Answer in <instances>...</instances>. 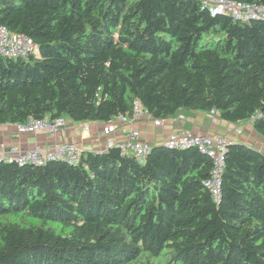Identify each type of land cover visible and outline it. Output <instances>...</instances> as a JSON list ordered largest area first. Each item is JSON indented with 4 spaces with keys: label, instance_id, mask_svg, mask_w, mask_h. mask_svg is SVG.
Here are the masks:
<instances>
[{
    "label": "trees",
    "instance_id": "16d2710c",
    "mask_svg": "<svg viewBox=\"0 0 264 264\" xmlns=\"http://www.w3.org/2000/svg\"><path fill=\"white\" fill-rule=\"evenodd\" d=\"M0 24L36 44L0 54V124L106 123L138 100L160 120H251L264 139V19L200 0H0ZM211 169L164 144L142 160L115 145L75 163L0 158V264H264V151L229 140L217 202Z\"/></svg>",
    "mask_w": 264,
    "mask_h": 264
},
{
    "label": "built area",
    "instance_id": "2783aa9c",
    "mask_svg": "<svg viewBox=\"0 0 264 264\" xmlns=\"http://www.w3.org/2000/svg\"><path fill=\"white\" fill-rule=\"evenodd\" d=\"M202 7L206 8L211 16L217 14H229L234 19H264V4L248 3L240 0H200ZM36 50L34 41L24 33L14 32L0 24V54L8 57L27 56ZM211 115L215 116V111L210 110ZM116 119H120L125 123H131L138 119L151 121L154 125H159L162 120L154 118L150 112L143 107L138 100L133 104V115L127 117L118 115ZM63 117L50 118L44 116L41 118H28L25 122L15 124V128L19 133H34L41 130L56 131L64 125ZM112 120L105 123L103 127L104 133L114 130ZM87 130V128L85 127ZM240 133V129H236ZM128 138L132 141L113 142L109 141L107 146H118L121 151L127 149L139 158L143 159L150 149V143L140 139V133L136 129H130L127 133ZM229 138L224 135H207L192 133L190 131L180 130L168 134L164 141V145L173 147H189L196 146L206 153L212 159V169L210 176L204 181V185L209 189L214 201L220 199V183L221 173L224 165V155L229 143ZM82 148L75 143L63 142L55 143L51 147L42 149L35 146L31 149H20L10 146L6 154L1 157L8 162H16L18 164L33 163L42 164L48 160H63L68 163H75L80 159Z\"/></svg>",
    "mask_w": 264,
    "mask_h": 264
},
{
    "label": "crops",
    "instance_id": "0c3cea01",
    "mask_svg": "<svg viewBox=\"0 0 264 264\" xmlns=\"http://www.w3.org/2000/svg\"><path fill=\"white\" fill-rule=\"evenodd\" d=\"M64 120V125L54 132L41 130L34 133H19L15 128V124L1 123L0 158L6 154L10 146L20 149H31L38 146L45 149L55 143L70 142L75 143L82 149L101 150L107 147L109 141L122 143L132 141L127 136L130 129L138 130L141 140L150 144H163L168 134L174 131L185 130L198 134H217L234 139L238 136L236 128L241 127L246 129L247 133L242 136L239 134L238 137L240 138L238 139L264 151V139L256 133L251 120L229 122L221 120L207 111L180 109L174 115L163 119L159 125H154L151 121L145 119L125 123L115 118L112 119L115 128L109 133L103 132L105 122H76L67 117Z\"/></svg>",
    "mask_w": 264,
    "mask_h": 264
},
{
    "label": "rangeland",
    "instance_id": "374dc122",
    "mask_svg": "<svg viewBox=\"0 0 264 264\" xmlns=\"http://www.w3.org/2000/svg\"><path fill=\"white\" fill-rule=\"evenodd\" d=\"M240 128V133H238V132H236L237 134H238V136H239V134H240V136H242V135H245L246 133H247V130L246 129H242L241 127H239ZM237 129V128H236ZM242 133V134H241ZM257 133V132H256ZM238 136H236L234 139H237V140H240V139H238V138H240V137H238Z\"/></svg>",
    "mask_w": 264,
    "mask_h": 264
},
{
    "label": "water",
    "instance_id": "95a60500",
    "mask_svg": "<svg viewBox=\"0 0 264 264\" xmlns=\"http://www.w3.org/2000/svg\"><path fill=\"white\" fill-rule=\"evenodd\" d=\"M164 144V143H163Z\"/></svg>",
    "mask_w": 264,
    "mask_h": 264
}]
</instances>
